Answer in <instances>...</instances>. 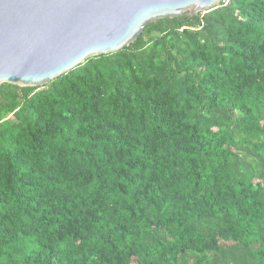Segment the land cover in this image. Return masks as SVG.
Instances as JSON below:
<instances>
[{
  "label": "trees",
  "instance_id": "trees-1",
  "mask_svg": "<svg viewBox=\"0 0 264 264\" xmlns=\"http://www.w3.org/2000/svg\"><path fill=\"white\" fill-rule=\"evenodd\" d=\"M0 264H264V0L2 83Z\"/></svg>",
  "mask_w": 264,
  "mask_h": 264
},
{
  "label": "water",
  "instance_id": "water-1",
  "mask_svg": "<svg viewBox=\"0 0 264 264\" xmlns=\"http://www.w3.org/2000/svg\"><path fill=\"white\" fill-rule=\"evenodd\" d=\"M222 1L0 0V85H45L87 58L129 45L150 22Z\"/></svg>",
  "mask_w": 264,
  "mask_h": 264
}]
</instances>
